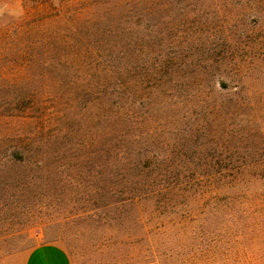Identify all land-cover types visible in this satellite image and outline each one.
Segmentation results:
<instances>
[{"label":"rangeland","instance_id":"374dc122","mask_svg":"<svg viewBox=\"0 0 264 264\" xmlns=\"http://www.w3.org/2000/svg\"><path fill=\"white\" fill-rule=\"evenodd\" d=\"M263 148L264 0H0V264L45 242L104 264L133 209L117 154Z\"/></svg>","mask_w":264,"mask_h":264},{"label":"trees","instance_id":"16d2710c","mask_svg":"<svg viewBox=\"0 0 264 264\" xmlns=\"http://www.w3.org/2000/svg\"><path fill=\"white\" fill-rule=\"evenodd\" d=\"M240 162L129 163L117 154L121 205L104 264H264V148ZM109 191V192H110ZM112 193V192H111Z\"/></svg>","mask_w":264,"mask_h":264},{"label":"crops","instance_id":"0c3cea01","mask_svg":"<svg viewBox=\"0 0 264 264\" xmlns=\"http://www.w3.org/2000/svg\"><path fill=\"white\" fill-rule=\"evenodd\" d=\"M23 264H70L65 250L53 242H45L30 248Z\"/></svg>","mask_w":264,"mask_h":264}]
</instances>
